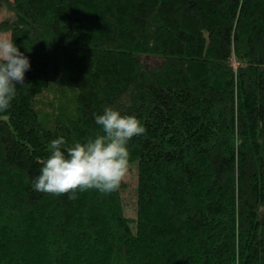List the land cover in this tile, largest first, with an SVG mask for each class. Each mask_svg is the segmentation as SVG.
<instances>
[{
  "label": "trees",
  "instance_id": "16d2710c",
  "mask_svg": "<svg viewBox=\"0 0 264 264\" xmlns=\"http://www.w3.org/2000/svg\"><path fill=\"white\" fill-rule=\"evenodd\" d=\"M29 60L0 112V264H264V0H0ZM134 115L122 190L32 182L53 139Z\"/></svg>",
  "mask_w": 264,
  "mask_h": 264
},
{
  "label": "clouds",
  "instance_id": "9594fccd",
  "mask_svg": "<svg viewBox=\"0 0 264 264\" xmlns=\"http://www.w3.org/2000/svg\"><path fill=\"white\" fill-rule=\"evenodd\" d=\"M30 68L28 58L19 51L13 39L0 36V112L7 111L17 95V84H24V73ZM102 134L85 142L68 144L64 137L53 139L47 146L49 155L40 161L39 175L33 190L54 196L96 190L103 195L119 189L129 171L128 142L145 134L146 129L134 115L106 106L94 117Z\"/></svg>",
  "mask_w": 264,
  "mask_h": 264
},
{
  "label": "rangeland",
  "instance_id": "374dc122",
  "mask_svg": "<svg viewBox=\"0 0 264 264\" xmlns=\"http://www.w3.org/2000/svg\"><path fill=\"white\" fill-rule=\"evenodd\" d=\"M3 9L0 7V19L2 18ZM5 36V35H2ZM7 37V36H6ZM124 182V188L122 190V200L124 206V215L129 219L130 228L132 231L135 230V218H136V211H135V197H134V190L137 183V165L136 163L131 164L129 166V171L125 179L122 181Z\"/></svg>",
  "mask_w": 264,
  "mask_h": 264
}]
</instances>
